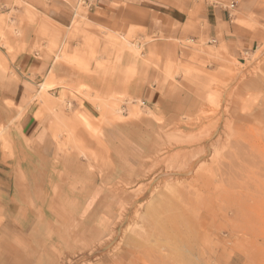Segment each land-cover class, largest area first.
I'll use <instances>...</instances> for the list:
<instances>
[{"label": "rangeland", "instance_id": "1", "mask_svg": "<svg viewBox=\"0 0 264 264\" xmlns=\"http://www.w3.org/2000/svg\"><path fill=\"white\" fill-rule=\"evenodd\" d=\"M32 2L0 0V90L16 58L34 54L51 65L43 90L60 89L61 146L100 170L103 117L143 146L131 181L117 182L130 199L110 236L56 264H264V0L246 12L237 0L220 4L240 28L235 57L207 36L176 39L95 17L83 0L63 27ZM153 84L161 98L150 104L141 91ZM11 142L0 121L3 160ZM25 258L0 240V264Z\"/></svg>", "mask_w": 264, "mask_h": 264}, {"label": "crops", "instance_id": "2", "mask_svg": "<svg viewBox=\"0 0 264 264\" xmlns=\"http://www.w3.org/2000/svg\"><path fill=\"white\" fill-rule=\"evenodd\" d=\"M35 1L31 5L40 8L37 4H42L43 11L47 7L44 14L57 24L68 27L75 22L80 0ZM226 1L83 0L95 17H120L142 24L148 33L163 32L176 39L197 41L207 36L213 40L209 46L223 45L235 57L242 49L240 28L228 22L220 7ZM260 2L237 0L238 10L246 12ZM50 70L49 62L22 53L13 65L15 74L7 77L0 90V121L12 139L11 161L0 155V164L4 163L0 165V240L26 257L27 264H56L59 256L106 240L130 199L129 189L117 182L131 181V168L139 166L143 154V146L129 128L107 117L97 124V140L106 160L100 170L91 168L83 156L70 153L69 144L61 146L55 135L60 134L62 115L53 104L60 89H41L43 83H51L45 81ZM157 87H144L141 98L150 104L160 100ZM45 91L47 96L40 97Z\"/></svg>", "mask_w": 264, "mask_h": 264}, {"label": "bare ground", "instance_id": "3", "mask_svg": "<svg viewBox=\"0 0 264 264\" xmlns=\"http://www.w3.org/2000/svg\"><path fill=\"white\" fill-rule=\"evenodd\" d=\"M47 83H43V85H41V89L43 90L44 88H45V85H46Z\"/></svg>", "mask_w": 264, "mask_h": 264}, {"label": "built area", "instance_id": "4", "mask_svg": "<svg viewBox=\"0 0 264 264\" xmlns=\"http://www.w3.org/2000/svg\"><path fill=\"white\" fill-rule=\"evenodd\" d=\"M233 6H234L233 3H231V4L229 5L230 8H232Z\"/></svg>", "mask_w": 264, "mask_h": 264}]
</instances>
